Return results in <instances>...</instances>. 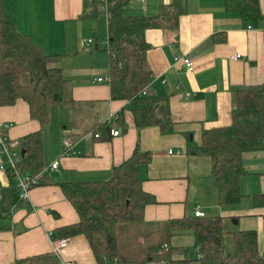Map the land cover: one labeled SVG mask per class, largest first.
<instances>
[{
    "label": "crops",
    "instance_id": "obj_1",
    "mask_svg": "<svg viewBox=\"0 0 264 264\" xmlns=\"http://www.w3.org/2000/svg\"><path fill=\"white\" fill-rule=\"evenodd\" d=\"M171 1L129 0L125 12L152 15ZM93 4V0H3L8 21L30 35L45 53L60 55L54 62L63 68L68 100L51 106V121L48 129L44 128L46 167L59 161L58 167L49 172L52 183L34 186L23 205L14 207L10 215L0 214V226H4L0 229V264H20L29 257L52 252L58 240L54 237L56 229L79 220L58 183L109 179L113 167L129 158L137 146L153 156L140 166L143 188L157 199L146 206L145 222L140 223L143 231L152 235L147 236L149 248L167 236L169 220L194 214L200 205L206 215L223 216L228 230H257L264 252V205L253 202L254 194L264 192V150L243 155L248 173L241 178L243 198L236 204H219L211 161H205V167L195 161L205 157L195 148L202 143L203 130L231 124L236 91L263 83L264 26H255L239 13L228 11L224 0H187V12L178 28L148 29L147 58L154 72L149 94L168 104L166 117L171 123L164 130L156 125L139 128L131 102L113 99L109 82L95 80L109 75V56L107 51L100 54V44L95 42L98 36H108V26L104 15L91 16ZM259 4L264 15V0ZM100 21L104 25H99ZM99 26L103 34H95ZM218 35L225 39L216 40ZM89 37L95 43L83 46L82 40ZM237 53L241 56L234 59ZM185 56L194 61L193 70L175 61ZM87 58H100L99 65L88 67ZM110 117L113 120L108 123ZM120 117L126 129L117 121ZM56 123L59 133L51 129ZM101 125L111 128L105 136L99 132L100 137H96ZM40 128L41 123L31 117L29 105L22 98L13 105L0 106V139L18 142L21 149L23 136ZM112 128L120 129L121 134L113 136ZM64 140L74 144V152L64 154ZM1 163L7 166V156L0 151ZM9 182V171L0 167V187ZM133 242L128 239L125 245L132 246ZM170 245L189 247L194 259L191 264H200L192 232L172 236ZM175 257L181 259L183 255ZM57 258L76 264L111 263L108 257L99 262L82 234L69 237ZM146 264L167 263L152 261L151 256Z\"/></svg>",
    "mask_w": 264,
    "mask_h": 264
},
{
    "label": "trees",
    "instance_id": "obj_2",
    "mask_svg": "<svg viewBox=\"0 0 264 264\" xmlns=\"http://www.w3.org/2000/svg\"><path fill=\"white\" fill-rule=\"evenodd\" d=\"M129 0H108L103 10V0H93L91 16L104 15L108 26L111 97L129 100L136 125L159 126L164 130L170 123L166 117L168 104L151 94L143 95L154 79L147 52L150 44L146 32L151 28H178L180 18L187 12V0H172L162 4L152 15H130L125 12ZM226 9L237 12L242 19L255 26H264V15L259 0H224ZM225 38L216 36V40ZM60 55L47 54L30 35L21 32L14 22L4 16L0 0V106H9L22 98L29 105L30 115L39 120L41 128L20 141L22 173L42 174L38 185L50 184V170L46 168L44 128L51 121V106L66 102V77L61 66L51 65ZM28 81H25V78ZM235 108L230 125L204 129L200 154L209 156L211 176L217 181L219 204H236L243 198L241 178L248 173L243 163L246 152L264 150V81L253 87H243L235 93ZM117 121L124 126V121ZM111 127L97 128L105 136ZM25 153H22V150ZM151 151L139 146L132 155L112 169L107 180L60 182L58 185L78 213L79 220L56 229L55 239L85 235L99 262L104 257L110 264H146L163 260L167 264H191L194 260L189 247L170 245L174 235L192 232L198 248L200 264H264V252L259 247L255 229L228 230L221 215L196 216L187 214L166 224L167 236L155 247H148L151 233L144 232L140 223L145 221V208L157 202L155 195L143 188L140 166L152 160ZM10 182L0 187V214L10 215L13 208L23 205L20 188L12 169L7 165ZM43 172V173H42ZM34 187V186H33ZM32 187V188H33ZM31 188V189H32ZM256 206L264 205V192L253 195ZM137 225V226H136ZM136 226L135 230L130 229ZM4 226H0V229ZM131 230V235L129 234ZM231 235L235 253L227 254L226 237ZM135 237V238H134ZM143 237V242L137 240ZM135 242L127 247L125 241ZM152 241V239H151ZM134 244H137L139 253ZM143 251V253H141ZM181 254V259L176 255ZM52 251L29 257L30 264H59Z\"/></svg>",
    "mask_w": 264,
    "mask_h": 264
},
{
    "label": "built area",
    "instance_id": "obj_3",
    "mask_svg": "<svg viewBox=\"0 0 264 264\" xmlns=\"http://www.w3.org/2000/svg\"><path fill=\"white\" fill-rule=\"evenodd\" d=\"M107 1L108 0H103L104 4L102 6L103 10H107ZM252 25H249V28H251ZM94 43V39L89 38V39H84L82 40V45L83 46H90L91 44ZM108 39L104 41L105 46L108 45ZM241 56V53H237L236 55L233 56L234 59H237L238 57ZM175 61H181L183 62L184 66L188 70H193L194 69V61L188 57H176ZM97 82H109L110 77L109 75L107 77H97L95 79ZM143 95L149 94V87L147 89H144L142 91ZM113 117H110L107 122L111 123ZM111 134L113 136H118L121 134L120 129H111ZM96 137H100V133L95 134ZM63 148H64V154H70L74 152V144L68 140H64L63 142ZM0 151L3 152L7 156V165L12 169L15 178L18 182V186L20 188V197L22 199L28 200L29 199V192L33 186L38 185L40 177L42 174L39 175H31V174H25L22 173L19 168L18 164L21 161L22 155H21V149L19 148L18 142H11L7 137H2L0 139ZM171 152V151H170ZM59 161L56 160L54 161L49 167H46L44 172L48 170H54L58 167ZM1 168H5L6 166L4 164H0ZM43 173V172H42ZM194 214L196 216H205V212L201 209L200 205H197L194 210ZM68 244V238H60L56 242L53 243V252L59 256L60 250L65 247ZM30 262V261H27ZM20 264H25L24 262H21ZM35 264H40V263H35ZM59 264H76L75 261H66L60 259Z\"/></svg>",
    "mask_w": 264,
    "mask_h": 264
},
{
    "label": "rangeland",
    "instance_id": "obj_4",
    "mask_svg": "<svg viewBox=\"0 0 264 264\" xmlns=\"http://www.w3.org/2000/svg\"><path fill=\"white\" fill-rule=\"evenodd\" d=\"M99 25H104V21H100L99 22ZM97 31H98V33H97V31L95 32V34H103V29L101 28V26H99V27H97V29H96ZM107 32V31H106ZM90 38V37H89ZM88 39V38H87ZM93 39V38H92ZM107 39V35H104V36H98L96 39H95V42L96 41H98L99 42V49L101 50V52H100V54L102 53H107L106 51L107 50H105V44H104V41ZM94 42V43H95ZM93 43V44H94ZM95 48H96V46H94ZM99 60H100V58H96L95 60H88V58H87V65H88V67L90 66V67H93V68H96L98 65H99ZM51 65H53V66H60L57 62H52L51 61ZM105 76V75H104ZM106 77V76H105ZM25 81H28V78H27V76H26V78H25ZM107 82L105 81L104 82V84H106ZM55 109L53 110V114L55 113ZM56 117V116H55ZM59 120V119H58ZM53 122H55V120L53 121ZM57 127H58V124L56 123V124H53L52 126H51V129H55V131H56V133H59V131L60 130H57ZM47 129H48V126H47ZM62 129V128H61ZM51 134V133H50ZM191 144V146H194L195 145V142H191L190 143ZM201 146L198 144H196V147L195 148H200ZM193 148V147H192ZM46 149L48 150V148L46 147ZM190 149H191V147H190ZM192 152H194V149H192L191 150V153ZM188 153V155L189 156H191V154H190V150L187 152ZM204 157V156H203ZM202 156L200 157V158H197L198 160H195V161H199V162H201V164L203 165V167H205V161H210V158H209V156H205L204 158H203ZM191 165H194L193 163H191ZM105 180H107V179H105ZM161 239H162V237H161ZM130 240H132V238H130ZM134 247H136V251H137V253H139L138 251H139V249L137 248V244H134ZM225 250H226V253L227 254H231V255H233L234 253H235V246H234V241H233V238L231 237V235H228L227 237H226V241H225ZM141 253H143V251H141ZM193 254H195V253H193L192 252V255ZM110 259H108V261H109ZM106 263H108V262H106ZM194 263H198L197 261L196 262H194Z\"/></svg>",
    "mask_w": 264,
    "mask_h": 264
},
{
    "label": "water",
    "instance_id": "obj_5",
    "mask_svg": "<svg viewBox=\"0 0 264 264\" xmlns=\"http://www.w3.org/2000/svg\"><path fill=\"white\" fill-rule=\"evenodd\" d=\"M22 153H23V154L25 153V150H24V149L22 150Z\"/></svg>",
    "mask_w": 264,
    "mask_h": 264
}]
</instances>
